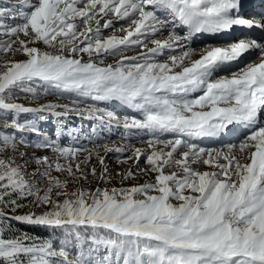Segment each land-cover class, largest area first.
Listing matches in <instances>:
<instances>
[{
	"label": "snow or ice",
	"instance_id": "1",
	"mask_svg": "<svg viewBox=\"0 0 264 264\" xmlns=\"http://www.w3.org/2000/svg\"><path fill=\"white\" fill-rule=\"evenodd\" d=\"M258 2L0 0V264H264Z\"/></svg>",
	"mask_w": 264,
	"mask_h": 264
},
{
	"label": "rangeland",
	"instance_id": "2",
	"mask_svg": "<svg viewBox=\"0 0 264 264\" xmlns=\"http://www.w3.org/2000/svg\"><path fill=\"white\" fill-rule=\"evenodd\" d=\"M129 54H131V53H129ZM18 58H19V57H18ZM109 62H111V61H109ZM62 102H63V101H62ZM71 119H72L73 122H75V123H77V124L80 122V121H79L77 118H75V117H71ZM112 139H113V140L117 139V136L114 134L113 137H112ZM117 142H119V141H117ZM116 155H117V154H115V153L109 154L108 159H107V161H106V162L109 164L110 169L113 170V171H118V170H120V168H121V165H118V164L116 163ZM141 164H142V166H143V162H141ZM141 182H143V179L141 180ZM113 183H114V184H118V178H117V180L113 181Z\"/></svg>",
	"mask_w": 264,
	"mask_h": 264
},
{
	"label": "trees",
	"instance_id": "3",
	"mask_svg": "<svg viewBox=\"0 0 264 264\" xmlns=\"http://www.w3.org/2000/svg\"><path fill=\"white\" fill-rule=\"evenodd\" d=\"M34 231H38L42 235H46L47 234L44 230L35 229Z\"/></svg>",
	"mask_w": 264,
	"mask_h": 264
}]
</instances>
